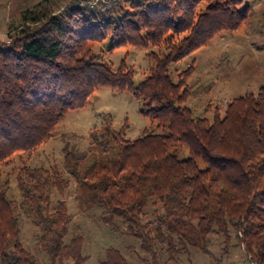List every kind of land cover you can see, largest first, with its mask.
<instances>
[{
	"label": "trees",
	"instance_id": "1",
	"mask_svg": "<svg viewBox=\"0 0 264 264\" xmlns=\"http://www.w3.org/2000/svg\"><path fill=\"white\" fill-rule=\"evenodd\" d=\"M248 16L243 0H44L22 12L9 44L0 42V264H43L22 243L19 212L49 264L89 261L82 236L68 237L66 201L50 197L71 180L79 206L99 208L102 223L137 240L151 264H182L191 249L215 257L214 236L217 264L233 240L242 263L264 264V87L197 115L185 105L193 65L177 66ZM97 43L147 49L144 79L134 86L133 68H114ZM99 88L131 92L160 131L131 140L127 125L115 131L109 120L90 132L87 151L63 148V171L13 166L20 200L10 199L1 166L30 157ZM98 264L132 263L108 248Z\"/></svg>",
	"mask_w": 264,
	"mask_h": 264
},
{
	"label": "rangeland",
	"instance_id": "2",
	"mask_svg": "<svg viewBox=\"0 0 264 264\" xmlns=\"http://www.w3.org/2000/svg\"><path fill=\"white\" fill-rule=\"evenodd\" d=\"M55 1L62 5V0ZM42 2L44 0H0V42L9 44V28L18 26L22 12L33 9ZM243 6L249 7V16L238 29L215 36L205 46L177 64L180 70L193 65V73L188 81L192 93L185 105L197 115L211 116V109L215 106H225L233 98L257 93L264 87V0H243ZM92 47L114 68L122 61L132 67L134 86L144 79L150 62L147 49L125 46L110 50L108 43L92 44ZM224 106L221 107L222 110ZM208 107L210 111L206 110ZM141 109L142 104L129 91L96 89L83 108L69 111L63 117L56 125L53 136L30 157L26 154H16L8 166H1L4 178L7 177L10 183L9 198L20 200L15 177L11 172L13 166L27 161L32 166L47 169L56 166L63 171V148L67 146L77 152L87 151L90 146V132L102 128L109 120L115 131L127 125L125 135L131 140L145 132H159L156 124L144 116ZM50 197L53 203L60 199L66 201L71 218L68 237L82 236V252L89 257L85 264H98L108 248L118 249L132 264H151L150 257L137 249V240L102 223V211L99 208L84 210L79 206L74 181L71 180L64 195L52 192ZM151 215H148L147 220L152 219ZM19 222L24 247L41 263L49 264L47 255L35 245L38 231L31 217L19 212ZM213 242L215 245L211 250L215 252V257L191 249L189 255L181 257L180 263L188 264L189 259V264H217L216 259L221 257L218 248L222 246V240L214 236ZM235 243L233 240L229 248L230 254L221 259V264H244V253L242 249L233 246ZM129 245L134 246L137 251L131 249L130 252Z\"/></svg>",
	"mask_w": 264,
	"mask_h": 264
}]
</instances>
